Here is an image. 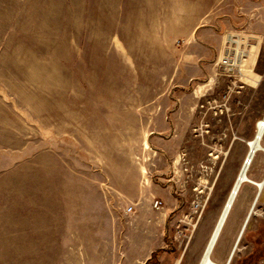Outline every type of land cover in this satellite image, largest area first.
<instances>
[{"label":"rangeland","instance_id":"1","mask_svg":"<svg viewBox=\"0 0 264 264\" xmlns=\"http://www.w3.org/2000/svg\"><path fill=\"white\" fill-rule=\"evenodd\" d=\"M145 4L0 0V264H118L157 183L178 199L167 234L193 247L214 227L264 116V0L193 86L174 40L187 26ZM228 34L254 85L224 68ZM249 175L263 177V152ZM254 207L256 251L242 239L230 264L264 259V189Z\"/></svg>","mask_w":264,"mask_h":264},{"label":"crops","instance_id":"2","mask_svg":"<svg viewBox=\"0 0 264 264\" xmlns=\"http://www.w3.org/2000/svg\"><path fill=\"white\" fill-rule=\"evenodd\" d=\"M144 2L148 4L142 5L143 8L165 10L162 15L166 18L167 25L187 26L174 40L179 41L178 46H181L182 50L180 62L183 75L180 78H184L183 81L188 86H193L214 69L212 62L220 48L225 45V33L243 23L242 20H251L261 9L258 0H144ZM168 36L173 37L171 34ZM243 189H246V194L241 200V208L225 234L226 223L217 242L218 247L224 236L220 248H215L213 254V260L217 264L228 262L233 254L230 264L240 249L242 239H246L242 248L248 249L249 255L256 251V225L251 226L253 214L249 211L255 195L250 194L247 185H244ZM153 190L155 193L153 195L160 198L163 207L160 210L156 209L153 206L155 198L149 199L145 209L137 215L139 233L136 241L127 243L124 247L127 251L121 253L118 264H199L203 243L209 239L214 228L215 215L195 246L191 247L188 243L180 244L177 233L174 236L166 233L167 215L177 206L178 199L172 195L169 184L157 183ZM239 197L240 194L234 206ZM248 212L249 222L245 227L243 224Z\"/></svg>","mask_w":264,"mask_h":264},{"label":"bare ground","instance_id":"3","mask_svg":"<svg viewBox=\"0 0 264 264\" xmlns=\"http://www.w3.org/2000/svg\"><path fill=\"white\" fill-rule=\"evenodd\" d=\"M249 56H250V54H249ZM242 66H243V72H241L242 73L241 80L249 85L250 84L249 81H251L249 77H251V75L248 72H246L250 68L249 64H248V62H245ZM253 82H255V80ZM256 82H257V80H256ZM250 85H254V84L251 83ZM263 122H264V120H262V122H260L259 125H256V130H255L253 137L246 140L247 146H248L247 153L244 156L243 162H242V164L239 168V171L235 177V180H234L233 185L230 189L229 195H228V197H227V199H226V201H225V203L221 209V212H220V214L216 220V223L214 224V228H213L211 235L208 239L206 247L202 253L199 264H217L213 260V257H212L213 250L217 245L219 237H220L226 223L228 222V218L231 214L235 200L238 198V196L241 192V188L243 187L245 182L255 184L257 187V191L255 194L254 200H252L253 201L252 206L249 210L251 212V214L255 213V207L254 206H256L258 198L260 197V194H261L262 190L264 189V175L261 179H255L249 175V171H250V169H251V167L255 161V158L259 154V152L264 153V143H263V140H264V123ZM145 145L147 147H149V144L147 141H145ZM248 215H249V212L247 214L246 219L244 220L245 222L243 225H245V227L247 226V224L249 222V216ZM225 217H226V219H225ZM224 219H225V221H224ZM223 221H224V224L222 226ZM221 226H222V228H221ZM217 235H218V238L216 240ZM215 240H216V243L214 244ZM213 244H214V246H213ZM232 257H233V254L231 255V257L229 259L231 260ZM222 264H227V262L222 263Z\"/></svg>","mask_w":264,"mask_h":264},{"label":"built area","instance_id":"4","mask_svg":"<svg viewBox=\"0 0 264 264\" xmlns=\"http://www.w3.org/2000/svg\"><path fill=\"white\" fill-rule=\"evenodd\" d=\"M228 39L227 42L228 45L225 49V53L221 61L225 63L224 68L229 72V74H233L234 76H238L239 80H241V76L243 72V64L246 62V57L249 56V49L247 47L240 48V41L239 39H234L231 34L227 35ZM220 61V60H219ZM242 81V80H241ZM243 82V81H242ZM246 84L245 82H243ZM244 84L240 85L241 87L244 86ZM264 120V116L257 120L256 125H259L260 122ZM264 123V122H263ZM153 206L156 209H159L163 207V203L160 200V198H155L153 200ZM195 206L197 209H200V212L203 211L205 204H202L200 202H196ZM126 212H133V205H129L125 208ZM259 264H264V259L260 260Z\"/></svg>","mask_w":264,"mask_h":264},{"label":"water","instance_id":"5","mask_svg":"<svg viewBox=\"0 0 264 264\" xmlns=\"http://www.w3.org/2000/svg\"><path fill=\"white\" fill-rule=\"evenodd\" d=\"M225 219H226V217H225ZM225 219H224V221H225ZM224 221H223V223H222V226H223V224H224ZM222 226H221V228H222ZM217 238H218V235L216 236V240H217ZM216 240H215L214 244L216 243ZM214 244H213V246H214ZM229 261H230V260H229ZM229 261L227 262V264H229Z\"/></svg>","mask_w":264,"mask_h":264}]
</instances>
